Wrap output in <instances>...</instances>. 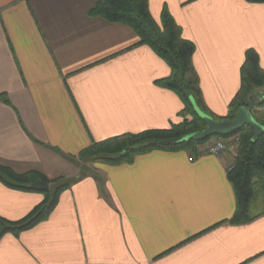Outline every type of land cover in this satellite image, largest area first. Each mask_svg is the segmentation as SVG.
I'll list each match as a JSON object with an SVG mask.
<instances>
[{
    "label": "crops",
    "instance_id": "obj_1",
    "mask_svg": "<svg viewBox=\"0 0 264 264\" xmlns=\"http://www.w3.org/2000/svg\"><path fill=\"white\" fill-rule=\"evenodd\" d=\"M99 1L0 0V165L71 180L93 142L181 122L182 101L156 84L168 65L148 46L125 51L137 34L90 16ZM149 8L158 23L168 10L195 44L204 102L225 117L248 49L264 69V4L149 0ZM255 98L264 101V91ZM233 157L155 151L132 164H94L46 221L2 238L0 264H264V214L229 223ZM43 200L0 182L9 221Z\"/></svg>",
    "mask_w": 264,
    "mask_h": 264
},
{
    "label": "trees",
    "instance_id": "obj_2",
    "mask_svg": "<svg viewBox=\"0 0 264 264\" xmlns=\"http://www.w3.org/2000/svg\"><path fill=\"white\" fill-rule=\"evenodd\" d=\"M249 3L264 4V0H246ZM90 16L100 17L112 24L130 27L138 36L135 47L148 46L170 68L168 77L156 81L164 89L174 92L182 101L184 108L179 113L180 123L169 129L148 130L141 133H126L100 142H93L83 150L78 158H88L94 164L121 166L132 164L139 156L155 151H188L198 158L202 148L212 138L198 141L186 137L206 129V124L194 109L192 99L199 109L216 121H232L241 108L251 111L254 119L264 127V101L256 100L258 92L264 91V69L260 65L257 52L248 49L241 66V84L239 91L231 100L225 117L214 115L206 106L200 86V79L194 67L195 44L183 37L182 29L164 9L158 23L151 15L149 0H100L90 11ZM124 51V52H125ZM2 97V96H1ZM254 130L244 126L241 130L220 139L236 138L233 163L228 169V179L232 184L237 210L229 221L231 224H243L253 221L264 214V132L253 141ZM74 161V159H72ZM78 178L50 180L39 171L18 174L9 167L0 165V182L9 189L21 192H36L30 186L36 182H45L50 190L44 194V200L26 217L19 221H9L0 216V241L7 234L18 237L23 232L35 228L46 221L56 209L61 195L70 189Z\"/></svg>",
    "mask_w": 264,
    "mask_h": 264
},
{
    "label": "water",
    "instance_id": "obj_3",
    "mask_svg": "<svg viewBox=\"0 0 264 264\" xmlns=\"http://www.w3.org/2000/svg\"><path fill=\"white\" fill-rule=\"evenodd\" d=\"M192 102L196 113L204 121L207 127L203 131L189 135L184 141H189L191 139L202 141L212 137L228 136L241 130L244 126H249L254 130L253 141H256L264 132V127L254 119L251 111L245 107L238 111L237 117L232 121H216L214 118L202 112L199 107L196 106L193 99ZM30 188L33 191L41 193L50 190V186L45 182H36L32 184Z\"/></svg>",
    "mask_w": 264,
    "mask_h": 264
},
{
    "label": "rangeland",
    "instance_id": "obj_4",
    "mask_svg": "<svg viewBox=\"0 0 264 264\" xmlns=\"http://www.w3.org/2000/svg\"><path fill=\"white\" fill-rule=\"evenodd\" d=\"M214 138L220 139L219 137H214ZM232 140H233V138L222 139V141H224L226 143V150L222 154H226V155H229V156L234 154V152H233L234 146H233V141ZM77 162L79 164V175L78 176L83 175V172H86L87 170H89L91 168H95L94 163L91 160H89L88 158H85V159L77 158Z\"/></svg>",
    "mask_w": 264,
    "mask_h": 264
},
{
    "label": "built area",
    "instance_id": "obj_5",
    "mask_svg": "<svg viewBox=\"0 0 264 264\" xmlns=\"http://www.w3.org/2000/svg\"><path fill=\"white\" fill-rule=\"evenodd\" d=\"M233 146L235 147L238 139L233 138ZM226 150V143L222 139L212 138L207 142L205 148H202L203 155L220 156Z\"/></svg>",
    "mask_w": 264,
    "mask_h": 264
}]
</instances>
